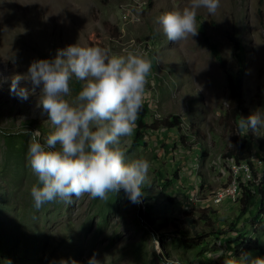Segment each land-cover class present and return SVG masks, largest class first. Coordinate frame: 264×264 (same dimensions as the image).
Masks as SVG:
<instances>
[{
	"label": "rangeland",
	"instance_id": "374dc122",
	"mask_svg": "<svg viewBox=\"0 0 264 264\" xmlns=\"http://www.w3.org/2000/svg\"><path fill=\"white\" fill-rule=\"evenodd\" d=\"M187 3L0 0V264H88L93 255L98 264H221L223 259L239 264V242L247 238L258 239L262 247L247 254L264 256V219L240 214L237 199L211 200L236 177L239 163L226 155L235 130L224 116L226 74L209 44L234 70L238 50L227 33L235 35L242 45L245 104L250 113L264 111V0H220L215 15L201 8L196 16L207 41L199 29L193 40H167L157 18ZM76 41L115 53L141 48L152 64L145 121L179 116L178 127L146 130L144 143L137 144L133 134L121 138L126 161L150 162L139 203L121 190L106 200L85 194L71 203L34 207L30 188L37 178L27 162L25 130L39 128L46 136L50 122L38 89L24 100L10 92V84L33 60L51 59ZM81 85L72 81L69 99ZM20 86L32 89L27 80ZM255 136L264 141V129ZM247 146L256 151L254 142ZM256 159L253 155L251 162L258 177L262 160ZM201 209L206 220L199 217ZM217 226L227 229L217 232ZM221 251V260L212 259Z\"/></svg>",
	"mask_w": 264,
	"mask_h": 264
},
{
	"label": "clouds",
	"instance_id": "9594fccd",
	"mask_svg": "<svg viewBox=\"0 0 264 264\" xmlns=\"http://www.w3.org/2000/svg\"><path fill=\"white\" fill-rule=\"evenodd\" d=\"M220 0H188L183 7L162 13L157 19L167 40L177 43L198 35L196 16L203 8L215 15ZM193 40V39H192ZM15 63L14 57H12ZM152 64L139 47H125L115 53L85 42L58 49L51 58L33 60L23 74L13 76L10 92L26 100L39 90V105L47 113L50 130L26 129L29 137L27 162L37 180L30 188L34 207L57 200L71 203L87 194L107 199L121 190L136 204L147 183L150 162L145 158L125 160L120 149L122 137L133 134L139 113L146 102V86ZM82 82L72 97L73 80ZM21 80L32 89L20 86ZM245 131L264 129V111L241 117ZM221 251L214 260H221ZM229 257L234 254L229 252ZM88 264H98L95 255ZM221 264H237L235 259ZM239 264H264V256L248 253Z\"/></svg>",
	"mask_w": 264,
	"mask_h": 264
},
{
	"label": "trees",
	"instance_id": "16d2710c",
	"mask_svg": "<svg viewBox=\"0 0 264 264\" xmlns=\"http://www.w3.org/2000/svg\"><path fill=\"white\" fill-rule=\"evenodd\" d=\"M198 27L204 40L207 41V37L202 27ZM227 35L232 42L234 49L238 50V52L236 51L234 53L235 59H237L238 62L234 70H230V68L225 65L224 59L221 58V55L216 50L215 46L212 43H209L216 56L215 58L218 59L222 70L226 74L227 103L224 110V116L228 123H231L230 125L233 126L235 130V136L233 138L232 144L227 149L226 155L228 157H234L236 162L245 161L249 167V176L247 178H242L240 172L235 177L239 185V195L237 197V201L239 202V213H247L249 218H252L254 221H260L264 219V150L262 151V145L264 144V141L258 139L255 136V131L251 129L245 131L239 127V121L241 117H247L250 114V111L248 110V107L245 104L246 102L243 98V63L241 59L242 45L239 43L234 34L229 32ZM147 112L148 107L145 103L139 113L138 119L136 121V127L132 135V138L137 144L144 143L143 135L148 129L155 130L160 126L167 129L174 128L176 126L178 127L177 124L179 123V116L176 114H171L168 117L160 118L158 121L154 120L151 123H147L145 121ZM248 141L255 143L256 151L252 152V150L248 148ZM253 155L262 160V171L258 177L256 175L257 168L254 167L251 162ZM199 217L202 220L207 219V216L203 210L199 214ZM238 218L239 217H236L235 219L237 220ZM187 220L190 222V224H193L191 216L187 215ZM232 224H234V222H232ZM226 229L227 226H217L216 231L221 232L225 231ZM200 239L202 238L200 237ZM240 246L242 247L240 250L242 255H246L248 250L251 249L258 250L260 252L262 251L261 244L256 238L241 239L239 242V247Z\"/></svg>",
	"mask_w": 264,
	"mask_h": 264
},
{
	"label": "built area",
	"instance_id": "2783aa9c",
	"mask_svg": "<svg viewBox=\"0 0 264 264\" xmlns=\"http://www.w3.org/2000/svg\"><path fill=\"white\" fill-rule=\"evenodd\" d=\"M260 159H256V162H259ZM239 172L241 175H244L246 177L249 176V167L244 162H238ZM235 176V172L233 173ZM239 185L237 183V180L233 177V179L226 184L225 186L219 187L217 190L214 191V193L211 196V200L214 203L221 202L224 198H229L231 200H236L239 195Z\"/></svg>",
	"mask_w": 264,
	"mask_h": 264
}]
</instances>
